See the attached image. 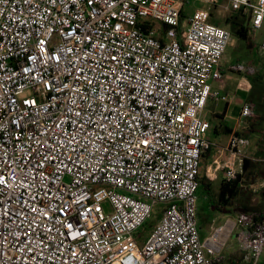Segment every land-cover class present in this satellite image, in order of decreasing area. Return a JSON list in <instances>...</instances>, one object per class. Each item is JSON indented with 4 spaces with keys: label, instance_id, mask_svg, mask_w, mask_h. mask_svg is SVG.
<instances>
[{
    "label": "built area",
    "instance_id": "2783aa9c",
    "mask_svg": "<svg viewBox=\"0 0 264 264\" xmlns=\"http://www.w3.org/2000/svg\"><path fill=\"white\" fill-rule=\"evenodd\" d=\"M188 1L0 0V264H221L234 235L258 264L264 215L201 236L204 154H227L207 176L233 182L250 141L208 138L233 34L185 15ZM223 1L264 29V0Z\"/></svg>",
    "mask_w": 264,
    "mask_h": 264
},
{
    "label": "crops",
    "instance_id": "0c3cea01",
    "mask_svg": "<svg viewBox=\"0 0 264 264\" xmlns=\"http://www.w3.org/2000/svg\"><path fill=\"white\" fill-rule=\"evenodd\" d=\"M250 27L252 28V26ZM233 39H234V35H233ZM233 42L234 40L232 41L231 44H233ZM238 64H242V63H225L223 58L222 61V70L224 73L223 82L222 83L213 82V88L215 91H219L222 96H228V101H224L222 99H214V98L210 99V101H213L212 103H210L209 101L210 105H212L211 113L213 116V122H210L211 129L209 132L214 133L215 140H213L212 142L220 147L225 146L230 136L234 133H238L249 139L250 145L247 149L248 170L247 172L242 174L243 178L237 184V189H236L237 194L232 197V200L234 201V199H236V201L239 202L242 200V197L246 196L247 194H253V201L256 202L255 205L256 207L250 208L249 210L252 211L254 215L258 212L264 211V104H262L263 106L259 108L250 99L251 97L250 76L236 72H231V67L236 66ZM245 65H249L256 68L254 64H245ZM217 101L224 102L226 106L224 108H219V105L216 103ZM248 101L254 103L256 106V118L254 119L241 118L242 108ZM209 103L207 108L210 106ZM229 130L231 131V134H228ZM225 155L226 157L223 160V157ZM227 158H228L227 154L219 156L216 150H211L205 153L201 160V172L202 169H204L205 172L203 176L202 175L200 176V183L201 180L204 178L209 180L207 176V170L212 165L213 160L218 159L220 162L223 163L227 160ZM219 176L221 180L224 181L223 171H220L217 174L216 178H218ZM216 178L212 177L211 179H216ZM235 210L248 211V209L245 208L244 204L241 203L240 204L237 203ZM200 232L202 239L208 238L211 234V231L205 230L201 225V223H200ZM228 260L230 261L231 258H229ZM235 260L236 259L234 258L232 262H229V264H244L243 261L242 263H239ZM221 264H226V262L222 261Z\"/></svg>",
    "mask_w": 264,
    "mask_h": 264
},
{
    "label": "rangeland",
    "instance_id": "374dc122",
    "mask_svg": "<svg viewBox=\"0 0 264 264\" xmlns=\"http://www.w3.org/2000/svg\"><path fill=\"white\" fill-rule=\"evenodd\" d=\"M254 2L256 0H253ZM185 15L187 16H198L205 19L207 22H210L215 25L222 26L231 31L230 25H228V21H230L236 14L228 9V3L226 1L221 0L218 4H207L202 0H189L186 6ZM155 25L160 28L161 25L155 23ZM250 43H252L251 48L248 47V41H243L238 39L234 36V42L231 44L224 57L225 63H242V64H254L256 66L257 72L261 73V76L264 77V53L260 52V47L264 40V29L259 31H254L250 28ZM233 33V32H232ZM260 87V86H259ZM259 87L254 86L251 82V97L250 99L259 107L261 108L264 104V86L261 87L262 91L259 92ZM263 93V95H262ZM263 96L262 100L260 98ZM213 101H210L212 103ZM209 103V105H210ZM219 105V108H224L226 104L221 101L216 102ZM212 105H210L204 113V117L213 122V116L211 113ZM208 138L211 140H215L214 133L209 132ZM229 141V140H228ZM228 143V142H227ZM219 148H225L227 146ZM221 156L220 154H218ZM226 155L223 157L225 159ZM204 169H202L201 175H204ZM212 184V191L211 194L214 195L213 202L219 201V194L222 189V185L224 181L221 180L220 176L216 179H209ZM219 203V202H218ZM237 203L244 204L245 208L248 209L247 213L253 214L250 211V208L256 207V202L253 201V194H247L246 196L242 197L241 201H234L231 199L230 206L224 207V211L227 213H222L219 210H215L212 206L211 198L207 195L206 191L201 188L199 192V218L200 223L203 228L207 231H214L216 227L225 225L229 219H234L237 213H233L235 211ZM105 209L108 210V204L104 205ZM162 215L159 213L155 215L147 224L140 230V234L143 235V238L146 239L158 226L160 223ZM205 232V231H204ZM206 233V232H205ZM238 242L236 240V235L232 236L228 242L226 243L225 247L222 250L221 256L224 257L223 261L226 264L232 262L235 258L237 262L242 263L244 262L245 254L239 248ZM231 258L229 261L228 259ZM252 264V263H249ZM258 264H264V252L260 258Z\"/></svg>",
    "mask_w": 264,
    "mask_h": 264
},
{
    "label": "trees",
    "instance_id": "16d2710c",
    "mask_svg": "<svg viewBox=\"0 0 264 264\" xmlns=\"http://www.w3.org/2000/svg\"><path fill=\"white\" fill-rule=\"evenodd\" d=\"M235 14L236 15L230 21H228V25H230V28H231V31L233 32V35L238 39H241L243 41H248V47L249 48L253 47L252 43H250L251 42L250 41V31H251L250 26H251V20H252L251 16L247 15L244 10H241ZM182 18H185V15H183ZM250 80L255 87L260 86L259 92L261 93V91H262L261 87L264 86V77L261 76V73L258 72L255 75L250 76ZM263 93H262V95H263ZM262 98H263V96L260 98V101L262 100ZM228 134H231L230 130L228 131ZM247 163H248V160L245 161L243 174L245 172H247V170H248ZM242 178H243V175H240L237 178V180H235L233 182H227L226 180H224V184L222 185V189H221L220 194H219V201H218L219 203L216 201L213 202L214 195L211 194L212 184H211L210 180L205 179V178L202 179L201 184H200V189L203 188L206 191L207 195L211 198L212 203H214L212 206L214 207L215 210H219L222 213L227 214L223 208L230 206L232 197L237 194V190H236L237 184L240 182V180ZM200 189H199V192H200ZM233 213H235V214L236 213L237 214H242V213L247 214V210H245V211H236L235 210ZM251 215L254 217V219L256 221H260V219H262L260 217H263L264 211L258 212L254 215L251 214Z\"/></svg>",
    "mask_w": 264,
    "mask_h": 264
}]
</instances>
